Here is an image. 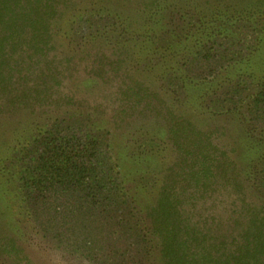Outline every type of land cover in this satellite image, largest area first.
I'll use <instances>...</instances> for the list:
<instances>
[{"label":"rangeland","instance_id":"obj_1","mask_svg":"<svg viewBox=\"0 0 264 264\" xmlns=\"http://www.w3.org/2000/svg\"><path fill=\"white\" fill-rule=\"evenodd\" d=\"M8 7L0 14V264H164L151 230L146 246L136 232L123 234L114 254L93 260L33 221L19 187L23 155L54 124L99 134L145 230L166 197L180 237L264 264V0Z\"/></svg>","mask_w":264,"mask_h":264},{"label":"trees","instance_id":"obj_2","mask_svg":"<svg viewBox=\"0 0 264 264\" xmlns=\"http://www.w3.org/2000/svg\"><path fill=\"white\" fill-rule=\"evenodd\" d=\"M9 4L0 0V14L10 10ZM23 156L19 187L30 217L83 256L99 260L106 251L114 254L112 243L132 232L136 243L146 246L151 230L160 239L164 264H239L233 249L214 256L212 248L180 237L168 221L166 197L152 209L151 226L145 230L99 134L64 131L54 124Z\"/></svg>","mask_w":264,"mask_h":264}]
</instances>
